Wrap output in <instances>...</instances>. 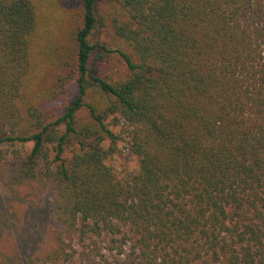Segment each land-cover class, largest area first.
Instances as JSON below:
<instances>
[{
    "label": "trees",
    "instance_id": "trees-1",
    "mask_svg": "<svg viewBox=\"0 0 264 264\" xmlns=\"http://www.w3.org/2000/svg\"><path fill=\"white\" fill-rule=\"evenodd\" d=\"M63 1L0 0V176L49 185L55 219L45 253L0 264H264V0H80L77 96L50 120L73 82L39 86L66 66ZM108 25L115 82L90 70ZM124 135L138 169L119 179Z\"/></svg>",
    "mask_w": 264,
    "mask_h": 264
},
{
    "label": "rangeland",
    "instance_id": "rangeland-1",
    "mask_svg": "<svg viewBox=\"0 0 264 264\" xmlns=\"http://www.w3.org/2000/svg\"><path fill=\"white\" fill-rule=\"evenodd\" d=\"M108 10L109 0H97V11L100 15L105 16ZM47 15L50 16V22L57 27L54 34L57 33L58 37L56 43L53 42L55 47L53 46L52 50L59 46L58 51L53 50L55 57L64 59L66 66L47 69L39 86L54 85L59 78L70 77L73 80L55 101L43 105L49 119L54 120L77 96L75 81L78 76L74 66L72 36L80 23V0L56 3L53 12L48 11ZM107 29L109 25L105 29L98 27L90 37L91 45H95L90 70L94 76L115 82L123 79L128 69L116 53L110 54L103 64L98 61L97 55L103 54V50L99 48L101 45L113 49ZM113 131L118 133L119 129L114 128ZM30 147L31 144L27 145V149ZM127 147V139L124 135L118 143L116 155L108 161L119 179L134 174L138 169V159L130 154ZM54 228L51 187L35 181L20 185L13 184L10 181L9 171L2 174L0 176V255L3 258L9 257L11 261H25L31 256H40L51 247Z\"/></svg>",
    "mask_w": 264,
    "mask_h": 264
}]
</instances>
